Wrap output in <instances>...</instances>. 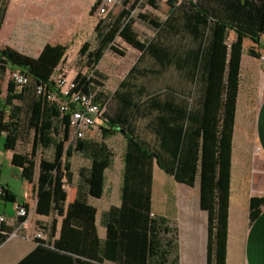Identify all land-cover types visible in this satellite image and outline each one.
<instances>
[{"label":"trees","instance_id":"16d2710c","mask_svg":"<svg viewBox=\"0 0 264 264\" xmlns=\"http://www.w3.org/2000/svg\"><path fill=\"white\" fill-rule=\"evenodd\" d=\"M186 1L197 14L207 15L195 0ZM128 2H122L123 9L114 15L111 24L118 37L144 54L154 45H148L132 33L125 19L131 12L125 8ZM246 5L247 17L238 27L237 39L231 46L224 44L219 47L210 72L196 78L200 92L198 100L182 103L177 109L178 116L185 118L183 128L177 126L175 130L165 131L160 126L165 121L157 118L152 121L157 126L151 129L154 135L151 137L143 131H136L135 127H125V119L114 118L109 111L98 123L102 139L78 137L69 141L70 115L60 112L44 93L36 91L41 84L47 90L56 89L52 77L65 57L66 47L46 43L38 57L16 48L0 47V79L8 69L15 68H21L30 77L29 83L22 88L11 79L9 81L5 103L11 109L6 112L0 108V143L3 139V150L13 151L12 165L21 169L22 176L33 183L37 197L36 213L62 216L60 236L54 241V247L69 254L67 256L73 264L106 261L116 264H180L178 228L170 224L168 217L158 215L152 209L155 163L177 183L194 187L198 180L201 182L200 208L209 216L207 264H226L232 127L241 52L246 42V53L260 58V49L263 48L264 0H249ZM185 6L174 9L160 33L180 30L179 17H188ZM6 10L7 2L1 1L0 29ZM112 50L125 55L124 50L114 46ZM150 52L161 63L168 58L162 51ZM84 90L95 91L88 85ZM18 100L21 104L15 103ZM31 130L34 137L28 150L29 143L23 136ZM120 130L126 138L121 202L103 213L102 221L107 233L101 240L97 234V208L89 203V197L99 199L103 195L105 171L113 164L115 155L106 139ZM49 148L54 151L51 158L43 155ZM77 153L89 161V166L78 170L76 199L65 207V186L74 180L71 158ZM39 156V175L35 181L34 171ZM0 188L4 191L2 200L16 202L17 198L12 193ZM262 205L264 196L251 197V221L259 216ZM11 231L5 225L2 227L0 243ZM55 232L56 219L48 232L49 237Z\"/></svg>","mask_w":264,"mask_h":264},{"label":"crops","instance_id":"0c3cea01","mask_svg":"<svg viewBox=\"0 0 264 264\" xmlns=\"http://www.w3.org/2000/svg\"><path fill=\"white\" fill-rule=\"evenodd\" d=\"M44 1L38 0L37 4L40 9L47 8V3ZM248 1L220 0V4H214V9L207 4L201 5L206 12L207 10L215 12L216 19H213L211 15L207 18L205 17L206 14L200 16L202 13L197 14L190 4H187L185 11L188 17L183 15L181 18L179 17L181 28L178 32L159 33L161 36L148 44L154 46L150 47L149 52L147 51L144 54L142 51L130 46L131 54L135 60L130 66L128 75L122 78L119 92L114 97L110 109L114 118L125 119V127H135L136 131H143L149 137L154 136L151 129H154L157 125L152 121L157 118L165 121L166 124L161 123L160 125L164 127L165 131L167 129L175 130L177 126L179 129L183 128L185 118L178 116L177 109L182 103L190 104L191 102L194 103L196 99L198 100L200 92L199 84H196V78L207 76L210 72L212 60L218 57L219 47L224 44L231 46V43L237 39L238 30L235 32L233 27L235 25L239 27L246 20L248 11L246 3ZM10 10L9 7L6 10L3 25H7L11 19ZM116 10L118 9L112 12ZM43 20H37L35 23L31 22L32 29L37 30L39 33L42 30V32L50 31L51 24L48 25ZM209 23L212 26L215 24L212 34L206 33ZM214 33L215 37L213 36ZM210 41H213V45L208 53L211 52L205 54V47L209 46ZM261 42L263 48L260 49V58L246 53V42L241 52L240 80L235 100L234 125L232 127L226 264H264V205L261 206V212L254 221L250 219L249 210L252 196H264V35ZM46 43L53 44L46 35L41 33L38 42H29L27 43V51H20L38 57ZM156 50L162 51L168 58L162 63L159 62L150 52ZM11 70L8 69L3 78L0 79L5 83V87L0 91V108L6 112L11 109L5 103ZM197 88L198 91H196ZM31 95L34 96L33 93ZM15 103L18 104L20 101H15ZM169 105L172 107L170 108ZM90 131L100 133L99 125L97 124L95 128L90 129L88 132ZM87 133L84 138L87 137ZM23 137H26L25 140L30 145L32 137H34V131H29V134H25ZM73 138L78 137L74 135L71 128L69 141H72ZM115 139L118 143V149L117 146L114 147L113 145ZM125 139L121 130L118 134L106 139V142L115 153L113 164L105 171L106 184L102 197L99 199L89 197V203L97 208L96 226L98 229L97 234L101 240L106 238L107 233V228L102 221L103 213L112 206H119L121 202V194L117 199L115 190L117 187L121 190L123 185ZM12 152L11 150H3V139H1L0 186L12 193L17 198V202L25 200L29 215L26 218L27 228L21 231L18 236H8L4 242L0 243V264H73L67 256L69 254H65L54 247V241L60 236L62 216L57 214L41 216L36 213L37 197L33 190V183L22 176L21 169L12 165ZM75 155L79 156L80 153L74 154L73 157ZM117 157L120 160V166L117 170H114L113 165ZM39 158L40 156L37 159L38 164L34 171L35 181H37L39 175ZM8 162L12 166L11 175H8L21 181L18 194L13 190L11 181L6 179L4 182L1 176L4 172L3 165ZM73 173V183L68 184L69 188L65 186V207H68L77 196L79 175L78 171L77 174L74 171ZM166 175L168 174L155 163L154 182L157 176L162 182H166ZM111 181L114 182V186H111ZM155 186L152 187L153 201ZM199 189L192 196L190 207L178 210L175 215L170 214L165 208H158V206L154 208L152 204L154 213L168 217L170 224L178 228L180 264H207L209 216L206 210L200 208ZM25 194H28L27 198L24 197ZM7 203L13 204L8 208ZM0 205L3 208V210L0 209V214H5L8 219L5 227L13 231L18 226V220L15 218V202H6L0 196ZM54 219H56V232L49 237L48 232ZM44 227H47L48 230ZM39 232L42 234L41 238L36 237ZM42 240L44 242H41ZM90 264L116 263L106 261Z\"/></svg>","mask_w":264,"mask_h":264},{"label":"rangeland","instance_id":"374dc122","mask_svg":"<svg viewBox=\"0 0 264 264\" xmlns=\"http://www.w3.org/2000/svg\"><path fill=\"white\" fill-rule=\"evenodd\" d=\"M1 1L7 2V7L11 8V19L7 25H3L0 29V47L8 46L27 51V43L38 42L41 33L46 35L53 44L64 45L66 54L54 75L68 76L82 86L88 85L93 88L101 96L100 98L104 99L107 105L106 112H109L114 97L121 87V80L128 75L130 66L135 60L131 54L130 44L116 35L111 24L114 15L120 13L123 8L104 16H96V6L101 0H45L46 9L39 8L38 0ZM195 1L200 5L207 4L213 9L214 4H220V0ZM184 4L187 5L188 2L186 0H129L125 8L131 12L126 15L125 19L129 23L132 33L149 44L157 39L160 30L166 26L174 9ZM207 13L205 17L208 18L211 15L213 19H216L215 12L207 10ZM41 19H44L43 21L48 25L51 24L50 31L42 32V30L39 33L32 29L31 22L35 23ZM211 23L207 25V34H212L214 29L215 24L212 26ZM233 30L237 32V25L233 27ZM213 36L215 37V33ZM212 45L213 41H210L209 46L205 47V54L208 53ZM113 46L124 50L125 55L116 53L112 50ZM4 87V81H0V91ZM86 138L102 139L101 134L97 131L88 132ZM113 145L118 149L116 139ZM53 153V149L49 148L43 154L51 158ZM72 159V170L75 174L80 167L89 165L88 160L81 155H75ZM119 166L120 160L117 157L113 169L117 170ZM3 168L4 172L1 176L4 182L6 179L10 180L13 190L18 194L21 181L8 175L12 168L9 162L3 165ZM166 178V182H162L158 176L155 178L154 186H156L152 204L154 208L157 206L165 208L170 214L175 215L178 210L190 207L192 196L196 194L201 182L198 180L197 185L191 187L175 182L169 175H166ZM66 186L69 188L68 185ZM111 186H114V182ZM115 194L119 199L120 188L117 187ZM12 204L7 203V207L10 208ZM0 209L3 210L1 205Z\"/></svg>","mask_w":264,"mask_h":264},{"label":"built area","instance_id":"2783aa9c","mask_svg":"<svg viewBox=\"0 0 264 264\" xmlns=\"http://www.w3.org/2000/svg\"><path fill=\"white\" fill-rule=\"evenodd\" d=\"M123 0H101L95 12L96 16H104L108 13L122 7ZM2 55L0 54V63ZM10 79L20 88L27 85L30 77L27 72L21 68L11 70ZM56 89H46L44 85L37 86V93H44L48 100L55 103L63 114L70 115V126L74 135L84 138L86 133L96 127L102 118H104L106 102L102 98H98L96 91L86 92L76 80L68 78V76H53ZM0 196H4V191L0 188ZM24 197H28L25 194ZM26 201L15 202V218L18 220V226L10 232L8 236H18L21 231L27 228V216L29 215ZM8 219L5 214H0V230L7 223ZM36 237L41 238L39 232Z\"/></svg>","mask_w":264,"mask_h":264}]
</instances>
